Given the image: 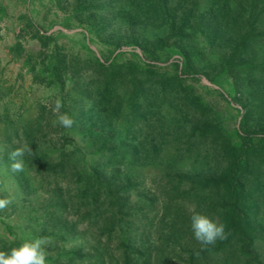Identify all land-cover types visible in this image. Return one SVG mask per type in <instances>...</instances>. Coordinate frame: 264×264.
Returning a JSON list of instances; mask_svg holds the SVG:
<instances>
[{
	"label": "trees",
	"instance_id": "obj_1",
	"mask_svg": "<svg viewBox=\"0 0 264 264\" xmlns=\"http://www.w3.org/2000/svg\"><path fill=\"white\" fill-rule=\"evenodd\" d=\"M53 4L71 10L67 25L75 18L115 49L138 45L146 62L82 58L19 16L40 44L37 63L20 39L11 51L34 83L58 88L59 111L40 104L35 116L2 120L0 165L24 193L37 180L48 188L44 203L24 212L41 226L35 240L82 239L50 255L51 264H264V0ZM160 50L182 58L172 71L151 62L162 59ZM213 67L231 78L242 106L233 132L188 83ZM54 128L60 146L50 138ZM18 148L23 170L14 172L10 154ZM142 167L157 173L148 179ZM196 213L223 224L225 238L196 240ZM5 244L0 236V251Z\"/></svg>",
	"mask_w": 264,
	"mask_h": 264
},
{
	"label": "rangeland",
	"instance_id": "obj_2",
	"mask_svg": "<svg viewBox=\"0 0 264 264\" xmlns=\"http://www.w3.org/2000/svg\"><path fill=\"white\" fill-rule=\"evenodd\" d=\"M1 6L5 7V11L4 14L0 12V115L3 116L0 120V130L4 124L2 120L18 121L21 117L35 116L39 112L40 104H47L54 113L59 111L58 88L34 83L33 72L28 66H24V59L15 57L11 51V47L20 39L32 54V62L37 63L40 44L32 39V29L26 28L25 22L20 21L19 16L22 14L30 17L42 31L55 32L58 44L71 54L82 58L98 56L121 62L132 59L141 65L146 62L143 50L138 45H123L115 49L114 44L99 40L75 18L70 19V24L67 25L66 20L71 10L66 12L61 10L53 4V0H0ZM159 53L162 59L151 62L162 72L172 71V62L182 59L177 53H173L168 59L169 54L165 50H160ZM205 71L208 75H205L204 71L190 75L188 83L217 111L222 125L228 131L239 129L242 118L239 110L242 106L232 99L235 92L231 78L218 73L215 67ZM55 129L57 128L50 133V138L55 139L60 146V134ZM71 147L72 145H67V148ZM140 173L152 179L157 171L155 168L142 167ZM32 189L33 191L22 192L16 176L8 170L5 163L0 165V199L10 201L6 207L0 208V236L6 238L3 252H8L10 246L17 248L25 241H35V235L41 230L39 223L28 221L25 213L31 207L44 203L48 188L37 180ZM150 190L148 189V192ZM73 214L75 220L77 216ZM44 241L46 243L41 247L45 253L46 264H51L50 255H55V251L71 250L79 245L82 239L60 242L57 246L47 244V240Z\"/></svg>",
	"mask_w": 264,
	"mask_h": 264
},
{
	"label": "clouds",
	"instance_id": "obj_3",
	"mask_svg": "<svg viewBox=\"0 0 264 264\" xmlns=\"http://www.w3.org/2000/svg\"><path fill=\"white\" fill-rule=\"evenodd\" d=\"M59 108V105L57 106ZM59 123L65 128H71L74 121L67 114L58 117ZM25 155L23 148H18L11 152L12 161L10 167L16 171L23 170L22 158ZM10 203L7 199H0V208L6 207ZM191 228L196 240L204 245L214 244L217 239L225 238V228L223 224H218L212 218L203 214H193L191 217ZM46 241L37 239L35 241H25L17 248H12L9 252L0 251V264H46L45 253L42 245Z\"/></svg>",
	"mask_w": 264,
	"mask_h": 264
}]
</instances>
